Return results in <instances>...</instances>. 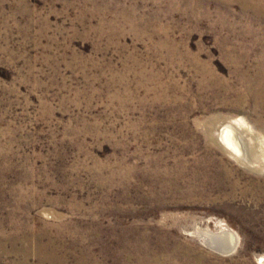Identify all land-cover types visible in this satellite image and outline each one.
I'll return each mask as SVG.
<instances>
[{
    "label": "rangeland",
    "instance_id": "obj_1",
    "mask_svg": "<svg viewBox=\"0 0 264 264\" xmlns=\"http://www.w3.org/2000/svg\"><path fill=\"white\" fill-rule=\"evenodd\" d=\"M263 67L264 0H0V264H261Z\"/></svg>",
    "mask_w": 264,
    "mask_h": 264
},
{
    "label": "bare ground",
    "instance_id": "obj_2",
    "mask_svg": "<svg viewBox=\"0 0 264 264\" xmlns=\"http://www.w3.org/2000/svg\"><path fill=\"white\" fill-rule=\"evenodd\" d=\"M261 72L262 71L260 70V73ZM257 77L258 78L256 77L252 78L251 76L252 79L249 81L253 85L256 84L255 97L256 96L257 98L259 97L258 99L262 101L261 99L264 100V80L260 79L259 76ZM250 130H251V126H249L247 122L243 120V118L227 119L219 124L217 129V139L219 144L227 152H229L239 161L246 163V161L248 160L247 151L249 147L247 146L245 141H246V136H248L246 134L252 132ZM224 225L225 224L222 223V227H221L222 229L220 230V233L219 232L214 233L209 230H203L200 232V235L204 238V240L211 248L218 251L227 252V251H231L236 246L237 240L235 238L236 234L233 232V230L229 229L228 227H225ZM260 263L264 264V257H261Z\"/></svg>",
    "mask_w": 264,
    "mask_h": 264
}]
</instances>
